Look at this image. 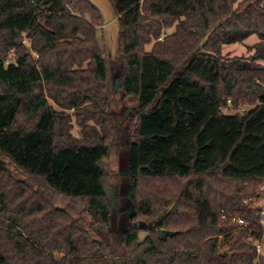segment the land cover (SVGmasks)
<instances>
[{"label":"trees","instance_id":"16d2710c","mask_svg":"<svg viewBox=\"0 0 264 264\" xmlns=\"http://www.w3.org/2000/svg\"><path fill=\"white\" fill-rule=\"evenodd\" d=\"M107 1L116 91L88 0H0V159L23 177L0 168V264H264V0ZM116 146L132 217L100 185Z\"/></svg>","mask_w":264,"mask_h":264},{"label":"rangeland","instance_id":"374dc122","mask_svg":"<svg viewBox=\"0 0 264 264\" xmlns=\"http://www.w3.org/2000/svg\"><path fill=\"white\" fill-rule=\"evenodd\" d=\"M91 4H93L100 12L101 19H102V26L97 29L96 37L99 42V45L103 49L104 56L108 65L109 70V77H110V84L112 85L114 78L118 76L121 63L118 60L117 54V39H118V30L119 26L114 15L113 9L111 4L107 0H88ZM173 29H169L165 32L170 33ZM163 38V36H162ZM158 42H161L157 40ZM155 41H152L151 44L145 46V51L149 52L151 47L153 46ZM258 42V38L256 35L250 36L247 40H245L242 44H233L229 46L223 47V54L229 58L238 57V58H247L251 55L247 51V47L253 46ZM136 99L135 98H126L125 100H121L120 94L115 93L113 95V101L111 103L109 111L114 115H120L121 112L126 111L125 116L131 115L133 110L132 108L135 107ZM56 108V107H55ZM246 106L242 109L246 110ZM57 109V108H56ZM226 114H232L234 111L232 109L225 110ZM121 121V120H120ZM123 121V120H122ZM123 125V124H122ZM124 126V125H123ZM72 134L74 137H79V131L76 127H74ZM112 146V145H111ZM124 147L116 146L110 149L108 156L101 161L102 166L101 169L103 171V181L111 190H116L115 195V206L114 209L120 210L127 207V204L121 203L120 197L123 196L121 193L124 191L123 182L118 178L120 171L125 167V160H124ZM0 168L8 169L16 178L22 179L23 177L19 174L17 170L11 165L8 164L7 160L0 159ZM68 201L63 199L62 197H57L56 199V206L60 208H65ZM257 204L261 207H264V198L257 202ZM127 212V211H126ZM126 221L124 217L118 215L117 224L120 228V223ZM125 224L123 227H125ZM118 228V231H119ZM123 228L120 230L122 231ZM146 233H140L139 239L143 240Z\"/></svg>","mask_w":264,"mask_h":264},{"label":"water","instance_id":"95a60500","mask_svg":"<svg viewBox=\"0 0 264 264\" xmlns=\"http://www.w3.org/2000/svg\"><path fill=\"white\" fill-rule=\"evenodd\" d=\"M118 87H119V79H118V77L116 76V77L114 78V91H116V90L118 89ZM98 166L101 167V166H102V163L99 162V163H98ZM127 174H128V170H127V168H123V169L120 171V175H121V176H126ZM100 185H101V187H102L103 193L105 194L106 200L108 201V203H109L112 207H114V206H115V200H114L115 198H114V197H115V195H116V190H111V189L106 185V183H105L103 180L100 182ZM121 195L125 196V195H126V191L122 192ZM126 211H127V216H128V217H132V216H133V214H134V209H133V206H132L131 204H128V206L126 207ZM124 224H125L124 221H122V222L120 223L119 235H121V231H120V230L122 229V227L124 226ZM160 235H161V238L164 239V238H166L167 236H173L174 233L171 232V231H167V230H161ZM227 253H228L227 250H224V251L222 252V254H227Z\"/></svg>","mask_w":264,"mask_h":264},{"label":"built area","instance_id":"2783aa9c","mask_svg":"<svg viewBox=\"0 0 264 264\" xmlns=\"http://www.w3.org/2000/svg\"><path fill=\"white\" fill-rule=\"evenodd\" d=\"M162 38H159L158 40L161 41ZM241 111H244V109H241ZM262 215H264V211L262 213ZM234 221H236L237 225L239 228H247V224L242 221V220H239V219H234ZM264 225V223H263ZM250 241H252V239H250ZM254 244H255V249H256V252L258 254V256L262 253V243L261 241L260 242H254L252 241Z\"/></svg>","mask_w":264,"mask_h":264},{"label":"flooded vegetation","instance_id":"af4514ba","mask_svg":"<svg viewBox=\"0 0 264 264\" xmlns=\"http://www.w3.org/2000/svg\"><path fill=\"white\" fill-rule=\"evenodd\" d=\"M124 191H125V190H124ZM124 191H123V192H124ZM127 206H128V205H127ZM124 210L126 211V208H124ZM122 228H124V227H122Z\"/></svg>","mask_w":264,"mask_h":264}]
</instances>
